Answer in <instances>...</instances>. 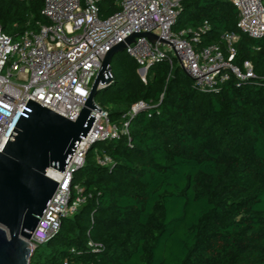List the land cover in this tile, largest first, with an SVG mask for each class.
Listing matches in <instances>:
<instances>
[{
	"label": "trees",
	"instance_id": "trees-1",
	"mask_svg": "<svg viewBox=\"0 0 264 264\" xmlns=\"http://www.w3.org/2000/svg\"><path fill=\"white\" fill-rule=\"evenodd\" d=\"M44 1L0 0L3 32L18 39L49 23ZM119 9L99 3L102 18ZM205 21L201 43L228 59L223 35L237 34L231 63L244 71L250 61L255 77L201 91L175 60L143 79L136 59L116 53L95 100L113 123L129 122L128 134L91 146L73 179L85 201L30 264H264V37L238 27L230 0H181L173 30L192 37ZM139 101L147 107L125 116Z\"/></svg>",
	"mask_w": 264,
	"mask_h": 264
},
{
	"label": "built area",
	"instance_id": "built-area-1",
	"mask_svg": "<svg viewBox=\"0 0 264 264\" xmlns=\"http://www.w3.org/2000/svg\"><path fill=\"white\" fill-rule=\"evenodd\" d=\"M26 1V0H19ZM101 0H45L43 13L49 23L39 30H26L18 39L3 32L0 24V152L30 99L76 120L90 96L92 84L106 54L126 42V51L144 68L163 59L177 61L201 91H211L227 81L255 77L253 64L244 71L231 61L237 55L239 36L223 35L228 59L218 44L203 45L201 33L209 30L205 21L195 34L192 29L173 30L181 10V0H118L120 9L108 18L99 14ZM239 12L238 27L252 38L264 37V0H230ZM98 104V103H97ZM93 110L95 122L81 138L64 172L51 166L47 175L58 187L32 233L33 248L44 244L73 216L85 201L83 187L74 185V174L86 160L91 146L101 140L128 134L129 122L113 123L99 104ZM147 107L144 101L132 106L125 116ZM101 165L112 163L109 156L98 157ZM90 246H94L89 242Z\"/></svg>",
	"mask_w": 264,
	"mask_h": 264
},
{
	"label": "water",
	"instance_id": "water-1",
	"mask_svg": "<svg viewBox=\"0 0 264 264\" xmlns=\"http://www.w3.org/2000/svg\"><path fill=\"white\" fill-rule=\"evenodd\" d=\"M114 46L105 56L90 96L76 120L34 100L27 101L0 152V264H30L36 251L29 242L58 182L46 173L53 166L64 172L81 138L95 122L98 91L111 83L112 61L137 36ZM144 68L139 73L144 74Z\"/></svg>",
	"mask_w": 264,
	"mask_h": 264
}]
</instances>
